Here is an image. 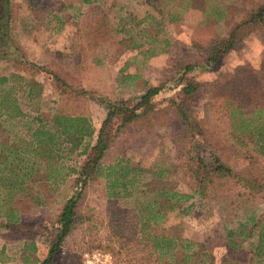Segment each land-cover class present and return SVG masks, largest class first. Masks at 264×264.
Instances as JSON below:
<instances>
[{
    "label": "rangeland",
    "instance_id": "obj_1",
    "mask_svg": "<svg viewBox=\"0 0 264 264\" xmlns=\"http://www.w3.org/2000/svg\"><path fill=\"white\" fill-rule=\"evenodd\" d=\"M244 1L188 0L181 8L175 0H100L89 4L80 0H30L29 4L28 0H10L11 34L6 47L1 48L0 75L16 73L23 77L19 81L31 88V98L18 92L28 115L40 113L47 120L57 111L85 115L97 129L105 114L100 98L134 102L148 85L172 78L183 63L195 61L202 51L207 53L229 30ZM156 5L163 8L165 21L161 25L150 17L144 19L146 14L160 19ZM55 16L62 19V25ZM58 26L59 31L54 32ZM241 32L239 43L218 59L215 68L199 76L182 74L184 82L198 84L193 96L181 103L176 94L154 97L148 113L123 129L106 157L109 162L118 154L146 168L157 163L165 180L192 193L195 160L186 152L189 141L176 104L183 105L191 118L210 132L219 157L233 173L218 179L214 196L201 198L194 193L189 202H194L195 211H201L199 215L181 216L176 210L167 213L164 225L179 221L183 234L192 239L208 226L210 210L209 220L215 221L244 220L251 209L256 215L264 210V154L257 153L246 136H239L245 144L234 137L226 107L228 102L245 109L264 107V33L248 26ZM113 36H132L137 43L153 37V42L142 48L152 46L154 51L145 59L139 48L118 55L121 48L112 44ZM82 91L87 96L80 95ZM210 158L205 157L207 162ZM103 182L102 178L95 182L83 199V216L53 264H88L93 253L101 254L99 264H137L142 256L143 252L134 253V260L128 247L133 248L130 241L140 234L138 220L145 218L139 216L138 208L151 194L113 200L103 194ZM51 188L41 182L29 195L20 197L18 222L6 223L0 217V264H39L46 256L64 198ZM118 225L124 231H118ZM31 242L35 250L26 245ZM236 254L238 264H253L249 241H243Z\"/></svg>",
    "mask_w": 264,
    "mask_h": 264
},
{
    "label": "trees",
    "instance_id": "obj_2",
    "mask_svg": "<svg viewBox=\"0 0 264 264\" xmlns=\"http://www.w3.org/2000/svg\"><path fill=\"white\" fill-rule=\"evenodd\" d=\"M80 1L89 4L100 0ZM175 1L181 8L188 5V0ZM29 3L30 0L27 4ZM156 6L160 19L157 21V17L149 14H146L144 19L150 17V21L161 25L165 21L162 5ZM215 12L220 13L217 10ZM55 17L59 25H62V19ZM167 17L168 20L171 19ZM236 20L229 30L209 47L207 53L202 51V55L195 61L183 63L180 71L161 84L148 85L134 102L121 98H100L105 107V114L97 129L85 115L57 111L49 120L40 113L28 115L20 104L18 92H26V96L31 98V88L24 84L26 82H20L23 77L16 73L0 75L1 219L6 223L18 222L20 197L29 195L34 185L41 182L64 197L60 213L53 225V239L46 256L39 264L54 263L64 240L83 216V199L101 178L104 181L102 192L109 199H128L133 195L147 197L151 194L138 208L139 216L145 218L138 220L140 234L130 241L133 248L128 247L133 259L134 253L143 252L142 256L137 258V264H238L235 254L239 253L243 241L250 243V262H264V210L256 215L253 208L244 220L238 221L209 220L212 212L210 210L206 215L208 226H205L198 238L196 236L193 239L183 234L179 221L164 225L165 217L170 211L176 210L181 216L199 215L201 211H195L194 202H189L194 198V193L201 198L214 196L213 189H216L218 179L233 175L231 168L219 157L210 132L194 117L191 118L183 105L178 102L176 104L184 134L189 141L186 152L195 160L192 176L196 187L192 193L183 192L165 180L164 170L157 163L146 168L131 163L129 159L117 156L118 154H115L116 158L111 161L106 160L108 151L112 149L118 135L127 125L148 113L154 97L169 93L176 94L180 103L189 99L197 90L198 84L184 82L183 75L192 73L199 76L212 70L218 59L239 43L244 27H254L264 33V3L245 0ZM11 22L12 4L10 0H0V55L4 53L1 48L6 47L10 40ZM57 31L59 26L54 29V32ZM120 31L123 32V29ZM120 31L116 33H121ZM113 38L112 44L121 48L118 55L126 49L139 48L138 53L145 59L154 51L152 46L142 48L146 43H152L153 37H144L146 41L138 43L134 42L132 36ZM54 77L60 81L57 75ZM80 95L85 97L87 92L82 91ZM226 107L234 137L243 143L239 136H246L252 142L254 150L263 155L264 107L256 105L254 108L245 109L229 102ZM206 156L211 157L210 162H207ZM69 178H72L70 183ZM237 195L242 194L238 192ZM243 195H246L245 191ZM234 202L231 200V206H234ZM116 227L118 231H124L120 225ZM26 245L35 250L32 242Z\"/></svg>",
    "mask_w": 264,
    "mask_h": 264
},
{
    "label": "built area",
    "instance_id": "obj_3",
    "mask_svg": "<svg viewBox=\"0 0 264 264\" xmlns=\"http://www.w3.org/2000/svg\"><path fill=\"white\" fill-rule=\"evenodd\" d=\"M91 256H92V261L90 262V258H88L87 260H86V262H88V264H99V262H100V258H99V256H101V254L100 253H93V254H91ZM102 264H106V263H102Z\"/></svg>",
    "mask_w": 264,
    "mask_h": 264
},
{
    "label": "crops",
    "instance_id": "obj_4",
    "mask_svg": "<svg viewBox=\"0 0 264 264\" xmlns=\"http://www.w3.org/2000/svg\"><path fill=\"white\" fill-rule=\"evenodd\" d=\"M11 262L9 261L8 263H6V264H10ZM40 263V262H39Z\"/></svg>",
    "mask_w": 264,
    "mask_h": 264
}]
</instances>
